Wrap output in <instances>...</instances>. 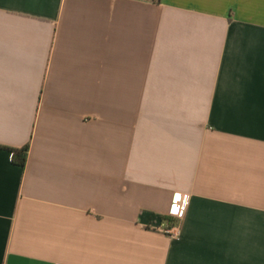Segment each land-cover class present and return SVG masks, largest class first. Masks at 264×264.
I'll list each match as a JSON object with an SVG mask.
<instances>
[{"label": "crops", "instance_id": "obj_1", "mask_svg": "<svg viewBox=\"0 0 264 264\" xmlns=\"http://www.w3.org/2000/svg\"><path fill=\"white\" fill-rule=\"evenodd\" d=\"M0 146V264H264V0H0Z\"/></svg>", "mask_w": 264, "mask_h": 264}, {"label": "built area", "instance_id": "obj_2", "mask_svg": "<svg viewBox=\"0 0 264 264\" xmlns=\"http://www.w3.org/2000/svg\"><path fill=\"white\" fill-rule=\"evenodd\" d=\"M191 196L186 193H175L170 209V220L161 225V231L172 239H179L182 235V221L184 220Z\"/></svg>", "mask_w": 264, "mask_h": 264}, {"label": "trees", "instance_id": "obj_3", "mask_svg": "<svg viewBox=\"0 0 264 264\" xmlns=\"http://www.w3.org/2000/svg\"><path fill=\"white\" fill-rule=\"evenodd\" d=\"M0 148H2L0 146ZM13 154V163L22 168L26 166L29 153V145L25 146L22 149L7 148Z\"/></svg>", "mask_w": 264, "mask_h": 264}]
</instances>
